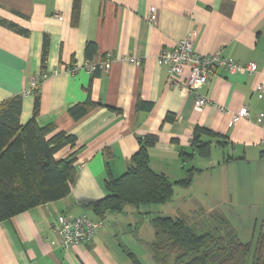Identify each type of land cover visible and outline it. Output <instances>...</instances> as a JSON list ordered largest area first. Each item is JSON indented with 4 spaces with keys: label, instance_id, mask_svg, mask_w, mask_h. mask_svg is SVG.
<instances>
[{
    "label": "crops",
    "instance_id": "obj_1",
    "mask_svg": "<svg viewBox=\"0 0 264 264\" xmlns=\"http://www.w3.org/2000/svg\"><path fill=\"white\" fill-rule=\"evenodd\" d=\"M73 4L0 0V105L19 99V122L25 124L37 99V125L74 137V145L55 158L73 155L76 170L67 197L0 222V264H133L128 253L141 264H154L149 248L142 260L126 237L125 227L136 223L120 218L126 207L107 214L91 240L75 248L61 245L56 219L86 215L97 221L86 206L106 195L108 173L122 175L138 139L147 135L157 137L149 149L150 168L171 182L182 180L188 170L191 181L213 173L207 186L213 198L226 195L230 201L248 198V185L263 183L264 116L258 117L264 114V93L255 87L264 83V0H78L76 15ZM150 8L156 10L154 24L148 22ZM191 31L197 33L193 47L198 54L220 52L238 64L256 65L253 74L212 68L199 89L210 100L202 109L194 106V96L167 86V69L156 61L162 49L174 48ZM107 53V71L72 72L85 61L101 62ZM41 72L48 78L24 96L31 78ZM188 75L185 68L176 80L183 83ZM88 101L94 105L73 120L69 110ZM220 107L229 112H219ZM241 107L248 109V119L229 125L230 114ZM196 127L219 136L199 137L210 144L209 158L192 146ZM181 152L193 158L183 162Z\"/></svg>",
    "mask_w": 264,
    "mask_h": 264
},
{
    "label": "trees",
    "instance_id": "obj_2",
    "mask_svg": "<svg viewBox=\"0 0 264 264\" xmlns=\"http://www.w3.org/2000/svg\"><path fill=\"white\" fill-rule=\"evenodd\" d=\"M77 7L78 0H74V15ZM92 49L93 43H89L88 53ZM20 105L17 98L0 105V222L64 199L70 194L76 180L74 156L55 158L57 152L74 145V137L65 132L53 134L51 127L37 125V99L30 120L20 124ZM93 105L88 101L74 106L69 110V115L73 120H79ZM201 134L219 136L207 129H194L193 148L201 157L209 158L210 144L200 141ZM156 142L157 137L153 135L139 138L138 149L130 157L126 171L116 178L108 173L106 195L86 206L101 222V227L107 214H120L127 206L138 209L145 205L168 203L175 186H189L191 170L177 182H171L165 175L152 171L149 149ZM180 157L185 162L191 160L193 154L181 152ZM259 157L264 161V149ZM196 214L203 216L197 224L168 216L151 219L153 239L150 249L154 264H264V228L258 233L253 246L239 241L222 213L213 211L205 215L199 211ZM128 258L133 264H141L132 253H128Z\"/></svg>",
    "mask_w": 264,
    "mask_h": 264
},
{
    "label": "built area",
    "instance_id": "obj_3",
    "mask_svg": "<svg viewBox=\"0 0 264 264\" xmlns=\"http://www.w3.org/2000/svg\"><path fill=\"white\" fill-rule=\"evenodd\" d=\"M156 21V10L150 8L148 22L154 24ZM196 32L191 31L180 40L172 49H162L156 57V61L167 69V86L183 89L187 94L194 96V106L202 109L210 104V100L199 93V89L206 85L208 73L214 67L221 68L225 72H233L235 69H244L249 74L256 71V65L248 63L245 65L238 64L230 58L222 57L220 52L204 56L198 54L193 47L196 38ZM111 56L105 54L104 59L93 64L85 61L82 67H74L72 72L84 69L88 73L96 70L107 71L110 68ZM185 68L189 70V75L183 83L176 80V76L183 74ZM48 78L44 72L31 78L28 87L22 94L24 96L33 95L38 87ZM257 93H264V83H259L255 87ZM219 112L227 114L229 111L224 108H218ZM264 114H260L258 121H261ZM249 111L246 107H241L237 112L230 114L229 125H235L241 120L248 119ZM101 227V222L92 221L86 215L73 219L65 216H59L56 219L54 230L60 238L61 245L65 248H75L91 240L96 231Z\"/></svg>",
    "mask_w": 264,
    "mask_h": 264
},
{
    "label": "rangeland",
    "instance_id": "obj_4",
    "mask_svg": "<svg viewBox=\"0 0 264 264\" xmlns=\"http://www.w3.org/2000/svg\"><path fill=\"white\" fill-rule=\"evenodd\" d=\"M215 174H205L198 179L190 181L189 187H175L170 202L165 204H151L135 209L127 206L122 220H130L136 223L128 231L127 238L133 251L143 260L150 249L153 239L151 219L157 216L185 219L189 224H197L201 217L196 213L203 211L206 215L213 211L222 213L230 222L240 242H256L258 233L264 228V181L253 182L247 192L248 198L230 201L225 195L222 200L213 198L215 194L207 187L215 178ZM191 186V187H190ZM196 212V213H195ZM137 225V232L133 227ZM141 252V253H140ZM140 253V254H139ZM145 254V256H144Z\"/></svg>",
    "mask_w": 264,
    "mask_h": 264
}]
</instances>
